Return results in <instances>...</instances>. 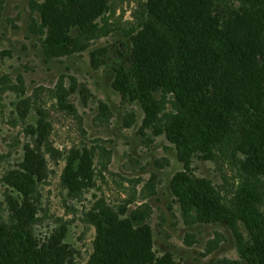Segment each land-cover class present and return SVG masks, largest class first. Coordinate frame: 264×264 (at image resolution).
I'll return each mask as SVG.
<instances>
[{"label":"trees","instance_id":"trees-1","mask_svg":"<svg viewBox=\"0 0 264 264\" xmlns=\"http://www.w3.org/2000/svg\"><path fill=\"white\" fill-rule=\"evenodd\" d=\"M36 5L31 0L32 10ZM73 5L78 7L74 35L43 38L32 25L40 33L45 60L72 55L102 30L85 4ZM146 6L143 27L91 53L103 54L95 66H111L112 87L143 108L144 128L164 133L181 161L199 153L213 159L228 145L232 154L240 151L238 213L221 202L209 179L193 173L178 172L170 189L181 199L188 223L233 227L240 220L252 241L246 244L240 230L242 254L259 256L264 264V0H148ZM99 109L104 112L106 107L101 104ZM48 147L46 140L28 143L22 161L4 174L7 189L0 208L6 207L7 213L0 216V264H77L64 242V227L45 238L36 232L40 185L50 172ZM73 166L64 169L62 181L67 176L69 186L80 191L90 176L84 171L77 178ZM90 216L96 236L85 264H180L170 252L156 254L150 226L136 225L145 215Z\"/></svg>","mask_w":264,"mask_h":264},{"label":"rangeland","instance_id":"rangeland-1","mask_svg":"<svg viewBox=\"0 0 264 264\" xmlns=\"http://www.w3.org/2000/svg\"><path fill=\"white\" fill-rule=\"evenodd\" d=\"M36 1L34 11L31 0H0V198L7 189L4 174L22 161L25 146L46 140L50 172L40 185L36 232L45 238L64 227V242L73 249L77 264H85L93 251L96 229L91 213L122 219L132 211L145 215L136 225L150 226L159 256L170 252L180 264H261L259 256L249 258L240 250V230L252 245L240 220L233 227L188 223L181 199L170 189L178 172L193 173L209 179L221 202L238 213L240 151L232 154L228 145L213 159L199 153L181 161L164 133L144 128L143 108L112 87L111 66H95L103 54L92 52L143 27L148 0ZM78 2L102 30L72 55L45 60L40 33L32 25L43 38L74 35L73 4ZM127 42L130 46L129 38ZM72 162L77 178H83L84 171L90 176L80 191L69 186L67 176L62 181ZM6 210L0 208V216Z\"/></svg>","mask_w":264,"mask_h":264}]
</instances>
